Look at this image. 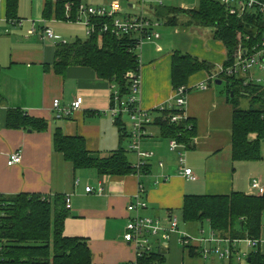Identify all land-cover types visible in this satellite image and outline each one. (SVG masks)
Here are the masks:
<instances>
[{
	"label": "crops",
	"instance_id": "1",
	"mask_svg": "<svg viewBox=\"0 0 264 264\" xmlns=\"http://www.w3.org/2000/svg\"><path fill=\"white\" fill-rule=\"evenodd\" d=\"M44 3L45 0H19V24L6 19V0H0V196L18 193L69 196L71 207L64 222V235L86 239L92 264H127L136 260V248L123 240L126 223L136 213L165 222L176 217L178 221L177 231L168 238L162 234L150 237L151 251L159 252L164 258L161 264H249L247 259L254 248L242 240L233 241L235 251L246 255L239 261L235 255L220 258L210 250L222 248L226 243L211 240L221 237L209 222H186L181 216L185 195H227L233 191L250 194L257 192L252 187L253 180L264 188L262 161L232 158L233 108L225 85H221L223 81L215 82L226 58L222 43L212 37L201 46V40L188 42L183 36L178 39L168 33L143 41L137 49L138 106L143 110L152 111L174 97L171 84L174 50L207 60L214 66L211 74L198 71L186 83L184 113L195 124V136L191 147L184 151L185 166L192 169L196 179L189 180L178 174V151L169 150V139L162 137L154 125L147 128L142 140V149L154 155L148 159L141 176L134 167L135 171L126 175H99L95 169H74L54 149L52 136L56 128L68 136H81L92 156H107L122 146L130 164H135L137 156L127 150L128 137L121 139L110 110L115 85L97 78L87 67H69L64 74L55 71V49L59 42L41 39L42 27L51 29L67 42L78 37L68 34L69 41L62 38L64 33L57 24L67 20L56 19L52 13L45 19ZM32 25L35 32L29 34ZM202 84L204 88L199 87ZM56 98L62 106L79 98L80 108L70 117L56 120L52 112ZM8 109H19L41 118L47 126L40 131L8 127ZM152 115L155 117L157 113ZM121 119L123 122V116ZM123 125L129 133L130 129L124 122ZM15 151L20 152L21 160L8 165V155ZM163 176L168 178L165 180ZM138 184L144 188L141 198L145 207L130 212L127 206L134 202ZM87 186L101 187L102 193L86 192ZM185 235L192 240L182 244L180 239ZM257 247L264 254L262 227Z\"/></svg>",
	"mask_w": 264,
	"mask_h": 264
},
{
	"label": "trees",
	"instance_id": "2",
	"mask_svg": "<svg viewBox=\"0 0 264 264\" xmlns=\"http://www.w3.org/2000/svg\"><path fill=\"white\" fill-rule=\"evenodd\" d=\"M19 0H6L7 20H18ZM71 4L70 19H74L80 0H45L43 15L49 19H64V6ZM154 15L166 25L179 22L187 26L210 27L212 37L222 43L226 58L222 68L232 64L239 46L255 44L264 34L263 15L237 17L229 14L216 0H199L196 7L155 6ZM110 19L98 18L100 24ZM249 36V41L245 36ZM90 68L99 79L113 83L117 94H111V107L127 102L133 75L139 74L136 39L130 35L116 36L108 31L96 30L85 39L58 43L55 49L54 68L64 74L69 67ZM213 64L189 53L174 50L171 55V84L174 89L186 86L190 75L204 70L212 73ZM218 79L225 80L226 93L232 105L231 152L235 161H262L261 141L264 140V86L248 82L242 75H226L222 70ZM117 96V98H116ZM247 107H244L246 106ZM177 111L175 108L157 109L151 112V125L159 129L166 139L174 138L191 147L195 136V124L186 117L177 123L169 121ZM122 114L114 117L121 139L125 131ZM6 125L11 128L44 130L45 120L23 113L19 109H8ZM56 151L74 169H95L99 175H126L134 170L127 159L126 150L120 146L107 156H92L81 136H68L56 128L52 136ZM146 167L141 172L144 173ZM69 209L64 195L49 196L41 193H18L0 196V240L1 264H92L86 239L64 235V222ZM264 214V192L245 194L233 191L227 195H185L182 220L202 222L207 220L214 232L222 239H261L262 215ZM259 245V244H258ZM249 264H264V254L258 247L249 254ZM163 256L158 252L144 253L137 264H161ZM234 264V263H231Z\"/></svg>",
	"mask_w": 264,
	"mask_h": 264
},
{
	"label": "built area",
	"instance_id": "3",
	"mask_svg": "<svg viewBox=\"0 0 264 264\" xmlns=\"http://www.w3.org/2000/svg\"><path fill=\"white\" fill-rule=\"evenodd\" d=\"M156 5H147L145 0H138V10L133 13H127L122 11V7L118 1L111 2L109 8L91 6L86 4H80L74 19H70L71 4L66 3L64 6V16L67 21H76L86 27V35L90 36L96 30L108 31L110 30L116 36L130 35L136 39V50L140 47L143 41H152L159 38V27L164 24L163 20H159L154 15L155 6L165 5L163 0H153ZM219 2L229 14L236 15L237 17H243L245 15H263L264 16V0H216ZM129 7L133 5L129 4ZM109 18L108 22L99 23L96 21L98 18ZM10 23H21L18 20H9ZM35 32V28L31 27L28 30L29 34ZM41 39H51L59 43H66L65 39H60L56 36L51 29L42 27L40 34ZM245 39L249 41V36L246 35ZM264 71V34H261L258 42L255 44H245L239 46L237 52L234 55L232 64L227 68H222V71L228 75H242L248 82L259 81L261 78L257 76L256 71ZM200 88H204L205 85H200ZM140 92V80L139 74L133 75L130 83V92L127 97V102H121L118 105L110 107L113 117L118 114H128L131 118V127L128 136L127 150L134 153L137 156V161L132 167L135 168L138 176L142 175L141 170L147 165L148 159L154 154L152 151H144L142 149V140L147 134V128L153 122V113L149 110H143L138 106V98ZM114 95L117 94L116 89L113 91ZM186 86H180L175 89V94L172 100L161 104L156 107L157 110L162 111L165 108H175V111L169 118L172 123H177L186 118L185 106H186ZM117 98V96H116ZM80 108V99L77 98L71 102L68 106H62L59 99H54L52 102V112L54 119H64L70 117L74 111ZM152 126V125H151ZM168 148L171 151H178L179 169L178 174L186 179L195 180L196 176L190 167L185 166V149L186 145L179 143L176 139L171 138L168 140ZM21 155L19 151L12 152L8 155L7 164L12 165L19 163ZM162 165V162H160ZM166 180L168 177L163 176ZM252 187L257 193H262L264 188L260 186L256 180L252 181ZM86 192L101 194L102 188L98 187L93 189L90 186L85 188ZM143 185L138 184L137 193L134 196V202H131L127 206V210L137 211L138 207H145V202L142 200ZM65 206L70 209V198L65 196ZM178 221L176 217H171L168 221H163L160 218H152L149 216H141L134 214L129 218L125 226L123 233V240L132 244L136 248V260L127 264H137V259L144 253L151 251L150 237L158 234H162L164 238H168L172 232L177 231ZM182 244L188 243L192 238L188 236L181 237ZM211 240L224 241L226 244L224 247H216L213 250L220 258L229 259L232 256H236L239 261L246 255L244 252L235 251L232 242L244 241L247 246L256 248L260 244L261 239H222L212 238ZM2 251V244L0 240V254ZM207 252V251H206ZM1 264V262H0Z\"/></svg>",
	"mask_w": 264,
	"mask_h": 264
},
{
	"label": "rangeland",
	"instance_id": "4",
	"mask_svg": "<svg viewBox=\"0 0 264 264\" xmlns=\"http://www.w3.org/2000/svg\"><path fill=\"white\" fill-rule=\"evenodd\" d=\"M81 4L91 5V6H99V7H105L109 8V5L111 2L118 1L122 7L123 12L127 13H133L138 10L139 2L138 0H80ZM147 5H156V3L153 0H145ZM165 5L169 6H175V7H196L198 5L199 0H163ZM129 4L133 5V7H129ZM60 26L62 32V38L69 39L68 34H72L73 37H78L80 39L87 38L86 35V27L83 26L81 23H78L76 21H61L57 24V26ZM160 34H163V36H166V34L169 33L171 37L180 38H187L188 42L191 39H196L195 41L201 40V46H204L203 44L206 43L207 39L212 38V28L210 27H197V26H187L183 25L180 22L175 25H161L159 27ZM174 32H176L174 34ZM187 37H186V36ZM257 76L261 78V80L256 81L258 84L264 86V71L263 70H257L256 71ZM222 86L225 85V80H223ZM244 107H247L244 106ZM123 122L126 124V127L130 129L131 127V118L128 114H123ZM125 142V141H124ZM186 152H190L189 150H186ZM260 153L264 154V140L261 141V149ZM262 230L264 233V214L262 217ZM209 235V234H208ZM207 235V236H208ZM209 237V236H208ZM244 261V260H243Z\"/></svg>",
	"mask_w": 264,
	"mask_h": 264
},
{
	"label": "water",
	"instance_id": "5",
	"mask_svg": "<svg viewBox=\"0 0 264 264\" xmlns=\"http://www.w3.org/2000/svg\"><path fill=\"white\" fill-rule=\"evenodd\" d=\"M215 82H216L217 84H220V83H221V80L217 79ZM263 192H264V190H263ZM247 260L249 261L250 258H248Z\"/></svg>",
	"mask_w": 264,
	"mask_h": 264
}]
</instances>
